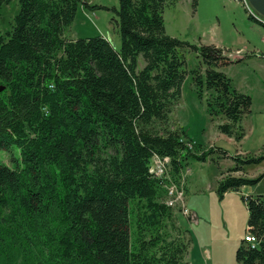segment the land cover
<instances>
[{
	"label": "trees",
	"instance_id": "obj_1",
	"mask_svg": "<svg viewBox=\"0 0 264 264\" xmlns=\"http://www.w3.org/2000/svg\"><path fill=\"white\" fill-rule=\"evenodd\" d=\"M17 1L13 30L0 31V151H20L14 167L0 163V264H190L188 246L165 232L174 212L150 162L171 158L179 183L190 157L227 155L217 146L191 150L184 131L166 129L189 75L186 50L205 67L190 74L200 99L214 92L207 107L224 119L219 132L243 139L252 98L217 69L244 59L168 35L164 12L177 0H119L120 50L104 37H64L83 0ZM12 2L0 0V10ZM233 159L238 172L264 154ZM222 176V197L262 179ZM243 200L260 243L243 240L236 259L264 264V196Z\"/></svg>",
	"mask_w": 264,
	"mask_h": 264
},
{
	"label": "rangeland",
	"instance_id": "obj_2",
	"mask_svg": "<svg viewBox=\"0 0 264 264\" xmlns=\"http://www.w3.org/2000/svg\"><path fill=\"white\" fill-rule=\"evenodd\" d=\"M91 1L93 6L79 5L75 21L64 37L68 40L111 37L112 45L120 50L121 40L115 25L119 0ZM18 12L17 0L0 10L2 34L13 30ZM253 16L264 22V16L254 9ZM255 19L239 0H198L196 9L193 0H177L175 5L167 6L164 12L166 32L171 37L192 45L216 44L228 52L242 51L241 57L245 60L217 69L233 77L234 89L236 84L245 86L246 72H264V55L257 54H264V25ZM184 54L189 75L166 129L184 131L190 140L202 146V150L217 146L234 155L235 150L226 139L217 140L221 133L215 127L217 120L212 121L207 107V99L214 98V92L205 90L203 99H200L190 74L199 70L204 72L205 67L195 52L186 50ZM144 64L140 57L139 69ZM155 128L163 133L165 127L157 124ZM19 157L17 147H12L9 152L0 151V163L11 168ZM225 158L214 154L206 162L194 157L184 162L185 203L188 209L198 213L199 220L185 218L178 209H173V222L168 223L165 232L170 240H180L188 246L185 262L190 264H239L236 253L248 232L249 213L242 195L230 191L228 197H222L217 192V176L231 173L232 170ZM209 185L214 186V189L210 190Z\"/></svg>",
	"mask_w": 264,
	"mask_h": 264
},
{
	"label": "crops",
	"instance_id": "obj_3",
	"mask_svg": "<svg viewBox=\"0 0 264 264\" xmlns=\"http://www.w3.org/2000/svg\"><path fill=\"white\" fill-rule=\"evenodd\" d=\"M82 3L87 7L94 5L91 0H83ZM106 39L110 41L112 40L111 37H108ZM213 45L223 49L216 44ZM223 50L228 52L226 49ZM242 59L245 60V58ZM222 73L230 77L232 83L234 82L233 77H231L229 73ZM244 78L246 82L245 86L237 84L235 85V89L239 93L249 95L252 98L251 112L243 118V121L241 123V126L244 129V137L240 142H237L234 138L228 137L227 135H224L222 133L219 134L217 138V140L226 139L230 146H232V149L235 150L234 155L227 152V158L224 159L229 161L230 164L228 165V167L232 170L236 166L233 158H258L264 154V72H246ZM223 120V118L217 119V122H215L217 123L215 127H218V124ZM212 121L214 120L212 119ZM213 144H211L210 146H212ZM240 170L241 171L238 172L226 173V175L231 174V176L233 177H243L247 179H257L259 177H262V179L256 185L245 186L240 188L239 190H232L231 192H235L237 195H242L243 198L246 196H264V161L258 165L240 166ZM182 176L186 177V175L184 174ZM222 178V174L220 176H217V186ZM209 189L213 190L214 186L209 185ZM229 195L230 191L224 194L223 197H228ZM189 211L191 214L190 219L194 218L198 221V213L191 211L190 209Z\"/></svg>",
	"mask_w": 264,
	"mask_h": 264
},
{
	"label": "built area",
	"instance_id": "obj_4",
	"mask_svg": "<svg viewBox=\"0 0 264 264\" xmlns=\"http://www.w3.org/2000/svg\"><path fill=\"white\" fill-rule=\"evenodd\" d=\"M246 10L249 12V15L255 19L253 16V9L249 4L248 0H239ZM256 21L262 23L264 22L255 19ZM258 55H264L263 53L258 52ZM228 57L238 56L239 58H243L242 51L237 52H228ZM195 142L188 143V148L193 150L195 147ZM172 171H173V164L172 159L169 157H162L159 155H154L151 159L150 166H149V173L154 178L161 179L167 181L165 186L167 190V198L165 201L166 206L171 209H178L179 212L185 217L190 219V211L186 206L185 203V178L182 176L180 182H176L172 179ZM245 240L248 244H250L253 248L259 245L258 238L251 232H247Z\"/></svg>",
	"mask_w": 264,
	"mask_h": 264
},
{
	"label": "water",
	"instance_id": "obj_5",
	"mask_svg": "<svg viewBox=\"0 0 264 264\" xmlns=\"http://www.w3.org/2000/svg\"><path fill=\"white\" fill-rule=\"evenodd\" d=\"M248 2L257 13L264 16V0H248ZM4 88H0V90L2 91Z\"/></svg>",
	"mask_w": 264,
	"mask_h": 264
}]
</instances>
